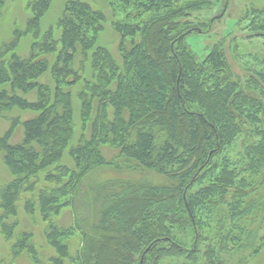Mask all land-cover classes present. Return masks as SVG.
Instances as JSON below:
<instances>
[{
  "label": "trees",
  "instance_id": "16d2710c",
  "mask_svg": "<svg viewBox=\"0 0 264 264\" xmlns=\"http://www.w3.org/2000/svg\"><path fill=\"white\" fill-rule=\"evenodd\" d=\"M112 1L127 11L112 25L116 52L98 44L104 13L81 0L66 3L58 40L53 27L41 32L53 0H30L25 28L0 50V117L34 114L10 118L0 136V160L13 177L0 181L11 262L26 254L44 264L33 234L17 232L28 194L24 212L40 216L54 250L46 264H252L264 254V56L243 82L221 44L202 60L193 54L186 37L208 33L212 22L194 25L192 16L212 0ZM244 18L264 41V11ZM29 35L30 52L19 56ZM79 84L83 133L73 142ZM20 126L22 141L12 144ZM67 151L73 166L63 163ZM105 167L155 177L83 189L87 175Z\"/></svg>",
  "mask_w": 264,
  "mask_h": 264
},
{
  "label": "rangeland",
  "instance_id": "374dc122",
  "mask_svg": "<svg viewBox=\"0 0 264 264\" xmlns=\"http://www.w3.org/2000/svg\"><path fill=\"white\" fill-rule=\"evenodd\" d=\"M70 0H53L50 10L45 14L41 21L42 34L50 28H55V38H61V32L56 28L57 21L62 15L66 3ZM89 3L94 9L101 10L106 22L104 30L100 35L98 44L116 52L117 39L113 29V23L116 20H122L126 16V10L118 6L112 0H81ZM30 0H8L3 9L2 19L0 21V50L11 39L13 32L16 29L23 30L28 19L31 16L28 8ZM212 8H207L200 13H195L192 16L194 25L206 26L212 22V26L208 33L193 32L186 37V44L191 49L193 54L199 60L204 59L210 50L216 44H221L227 61L230 65L231 71L235 77L241 81H246L255 70L259 69L260 59L264 56V41L262 37H257L253 31L247 28L248 19L244 18L248 11L252 9L264 11V0H212ZM223 14V17L219 18ZM216 18H219L215 20ZM206 31L205 29H203ZM34 42L32 35L23 37L20 41L15 53L19 56H26L30 52V47ZM54 57H51V60ZM90 65L85 66L84 74L86 77L90 75ZM45 76L40 82H47ZM82 84L72 89L73 94V123L75 126V136L73 142H76L83 133V121L81 119V103L78 100L77 93L81 89ZM34 99V95L29 97ZM34 114L30 112H21L15 110L12 113L5 114L0 117V136H2L9 127L8 120L12 117H21L23 121L33 117ZM23 138V128L20 126L11 143L18 144ZM108 156H113L115 152L108 151ZM63 163L73 166V161L68 156V151L65 153ZM147 177L154 179L155 175L152 173L133 174L130 172H118L113 168H98L91 171L83 180V189L91 184L102 183L110 179H132V178ZM13 179L9 170L0 160V181L2 184L8 183ZM29 197L25 194L22 199ZM23 200L19 203V227L17 232L28 231L33 234V243L40 254V257L47 263V259L54 255V250L49 247L45 239V223L42 222L40 216L36 214L30 217L24 212ZM72 211H64L61 216V223L69 224L72 218ZM71 245V252L75 253L79 248V238L73 236L69 238ZM12 241H7L0 233V264H32L30 258L23 254L13 263L9 257L11 251ZM68 264H70L68 262ZM252 264H264V254L253 260Z\"/></svg>",
  "mask_w": 264,
  "mask_h": 264
}]
</instances>
